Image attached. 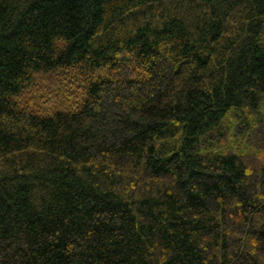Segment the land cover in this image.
Here are the masks:
<instances>
[{
	"label": "trees",
	"instance_id": "trees-1",
	"mask_svg": "<svg viewBox=\"0 0 264 264\" xmlns=\"http://www.w3.org/2000/svg\"><path fill=\"white\" fill-rule=\"evenodd\" d=\"M0 264H264V0H0Z\"/></svg>",
	"mask_w": 264,
	"mask_h": 264
}]
</instances>
